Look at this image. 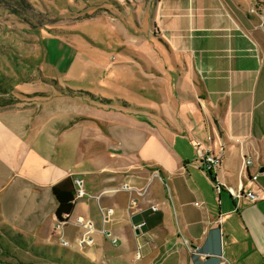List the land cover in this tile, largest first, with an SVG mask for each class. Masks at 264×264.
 Wrapping results in <instances>:
<instances>
[{"label":"crops","instance_id":"1","mask_svg":"<svg viewBox=\"0 0 264 264\" xmlns=\"http://www.w3.org/2000/svg\"><path fill=\"white\" fill-rule=\"evenodd\" d=\"M164 1L113 0L153 4L155 14ZM170 1L181 9L183 0ZM194 1L191 37L183 25L172 37L189 49L174 67L177 92L161 91L160 117L134 121L127 144L98 109L72 108L61 98L36 109L0 104L1 237L45 248L64 229L78 246L80 215L93 223V243L84 255L71 254L78 264H264V0H203L197 7L206 27L195 25ZM160 63L154 68L166 70ZM197 144L221 158L212 177ZM66 176L75 204L56 228L51 186ZM229 189L258 198L232 197ZM102 207L112 209L107 221Z\"/></svg>","mask_w":264,"mask_h":264},{"label":"rangeland","instance_id":"2","mask_svg":"<svg viewBox=\"0 0 264 264\" xmlns=\"http://www.w3.org/2000/svg\"><path fill=\"white\" fill-rule=\"evenodd\" d=\"M202 1H194L195 25ZM179 5L164 1L155 14L153 4L113 0H0V104L36 109L61 98L72 108L98 109L127 144L134 121L159 118L162 92H177L174 67L189 49L177 48L172 37L180 25L191 37L193 24L192 0ZM154 60L166 70H156ZM67 232L54 233L45 248L1 233L0 264H78L72 255L88 246L78 248Z\"/></svg>","mask_w":264,"mask_h":264},{"label":"built area","instance_id":"3","mask_svg":"<svg viewBox=\"0 0 264 264\" xmlns=\"http://www.w3.org/2000/svg\"><path fill=\"white\" fill-rule=\"evenodd\" d=\"M252 10V9H251ZM210 138V137H209ZM196 151H197V156L200 159L201 165H202V170L209 175L210 177L213 176V172L215 170V168L220 164L221 162V158L218 154H215L213 152V150L210 147H204L201 144H197L196 145ZM245 163L247 165L252 163V159L250 158H246L245 159ZM257 174H252L250 176V179H256ZM77 184H78V188L76 189V196L77 197H82L84 195V190L82 188V183L81 180L79 178H75L74 180ZM214 188L216 189V191H220L222 189V184L218 181L213 182ZM125 189H131V187H128L127 185H123L122 186ZM232 197H240L242 195H244L246 198H248L251 201H254L255 199L258 198V196L251 190L246 191L245 193H243V191H234L232 189H229ZM138 194H141L142 192L140 190H137ZM131 203L134 204L135 203V198L131 200ZM151 208L153 210H156L158 207L156 205H151ZM101 212H102V217H103V221H107L108 217L112 214V209L111 208H101ZM77 223L79 222V224L84 228V231L80 237V239L78 240V244L79 246H86V245H91L93 243V237L91 236V233L93 231V223L90 220H82V217H78L77 218ZM64 223L63 222H57L56 228H59L60 225H62ZM144 224V222L139 223L137 225V227H141ZM101 232L105 233V229H102ZM106 235H109V233H107ZM112 241L115 242L116 238L113 237ZM66 242L64 241V244ZM136 257H140V253L136 252Z\"/></svg>","mask_w":264,"mask_h":264},{"label":"trees","instance_id":"4","mask_svg":"<svg viewBox=\"0 0 264 264\" xmlns=\"http://www.w3.org/2000/svg\"><path fill=\"white\" fill-rule=\"evenodd\" d=\"M52 193L56 199L55 216L56 221L63 222L68 219L75 204V186L73 179L66 176L51 186ZM7 264H31V263H7Z\"/></svg>","mask_w":264,"mask_h":264}]
</instances>
